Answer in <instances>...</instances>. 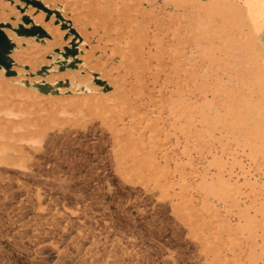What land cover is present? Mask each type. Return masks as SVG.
I'll list each match as a JSON object with an SVG mask.
<instances>
[{"label":"rangeland","instance_id":"1","mask_svg":"<svg viewBox=\"0 0 264 264\" xmlns=\"http://www.w3.org/2000/svg\"><path fill=\"white\" fill-rule=\"evenodd\" d=\"M245 3L0 0V264H264Z\"/></svg>","mask_w":264,"mask_h":264},{"label":"crops","instance_id":"2","mask_svg":"<svg viewBox=\"0 0 264 264\" xmlns=\"http://www.w3.org/2000/svg\"><path fill=\"white\" fill-rule=\"evenodd\" d=\"M245 8L249 14L252 31L264 44V0H246Z\"/></svg>","mask_w":264,"mask_h":264},{"label":"water","instance_id":"3","mask_svg":"<svg viewBox=\"0 0 264 264\" xmlns=\"http://www.w3.org/2000/svg\"><path fill=\"white\" fill-rule=\"evenodd\" d=\"M33 4L42 7V5L38 2H33ZM25 21L28 22L26 19ZM27 31L31 33H35V32L44 33V30L41 27H34V30H27ZM9 46H10L9 39L6 37L2 29H0V66L1 65H4L6 67L9 66L8 59L6 56V52Z\"/></svg>","mask_w":264,"mask_h":264},{"label":"bare ground","instance_id":"4","mask_svg":"<svg viewBox=\"0 0 264 264\" xmlns=\"http://www.w3.org/2000/svg\"><path fill=\"white\" fill-rule=\"evenodd\" d=\"M5 101H6V100H5ZM25 101H26V100H25ZM3 103H4V102H3ZM5 103H6V102H5ZM8 103H9V102H8ZM8 103H7V104H8ZM11 103H12V102H11ZM24 103H25V102H24ZM0 104H1V103H0ZM15 104H17V103L15 102ZM29 104H30V103H29ZM29 104H27V105H29ZM1 105H2V104H1ZM9 105H10V104H9ZM3 106H4V105H3ZM3 106H2V107H3ZM5 106H7V105L5 104ZM24 106H25V105H24ZM18 107H19V106H17V108H18ZM22 107H23V106H22ZM28 107H29V106H28ZM15 108H16V106H15ZM23 108H24V107H23ZM40 108H41V107H40ZM40 108L38 107V109H40ZM28 109H29V108H28ZM35 115H36V114H35ZM41 115H42V114H41ZM35 118H36V116H35ZM39 118H40V117H39ZM39 118H38V119H39ZM47 118H51V116H50V117H47ZM47 118H46V119H47ZM24 120H25V119H24ZM48 120H49V119H48ZM28 121H29V120H28ZM50 121H51V119H50ZM2 122H3V121H2ZM4 122H5V121H4ZM38 122H39V121H38ZM43 122H44V121H43ZM46 122H47V121H46ZM13 123H14V122H13ZM13 123H12V124H13ZM15 123H16V122H15ZM15 123H14V124H15ZM12 124H11V126H12ZM44 124H45V123H44ZM7 127H8V126H7ZM24 127H25V126H24ZM43 127H44V126H43ZM27 128H29V127H27ZM47 129H48V126H47ZM0 130H1V129H0ZM31 130H32V129H31ZM34 130H35V129H34ZM34 130H33V131H34ZM23 131H25V130H23ZM27 131H28V130H27ZM35 131H38V132H39V129H37V130H35ZM40 132H41V131H40ZM49 132H50V131H49ZM7 133H8V132H7ZM9 133H10V132H9ZM33 133H35V132H33ZM26 134H28V133H26ZM37 134H38V133H37ZM37 134H36V135H37ZM11 135H12V134H11ZM18 135H21V134H18ZM34 136H35V135H34ZM21 137H22V136H21ZM19 141H20V140H19ZM2 142H3V141H2ZM44 142H45V141H44ZM0 145H1V144H0ZM2 145H3V144H2ZM6 145H7V143H6ZM8 146H9V145H8ZM8 146H7V147H8ZM10 146H11V145H10ZM33 146H34V145H33ZM38 146H40V145H38ZM0 147H1V146H0ZM15 147H17V145H15ZM20 147H22V146L20 145ZM29 148H30V147H29ZM39 148H40V147H39ZM32 149H33V148H32ZM32 149H30V150H32ZM18 150H19V149H18ZM23 150H24V149H23ZM43 150H44V149H43ZM6 152H7V151H6ZM23 152H24V151H23ZM37 153H38V152H36L35 154H37ZM27 154H29V153H27ZM35 154H34V155H35ZM41 154H43V153H41ZM45 154H47V153L45 152ZM12 155H13V154H12ZM16 155H17V154H16ZM24 155H26V154H24ZM30 155H32V154H30ZM22 157H23V155H22ZM24 157H25V156H24ZM26 157H27V156H26ZM46 157H47V156H46ZM17 158L20 159L19 156H18ZM29 158H30V157H29ZM37 158L39 159V157H37ZM21 159H22V158H21ZM26 159H27V158H26ZM31 159H32V158H31ZM13 160H14V159H13ZM17 160H18V159H17ZM33 160H34V159H33ZM50 160H51V159H50ZM27 161H28V160H27ZM31 161H32V160H31ZM31 161L29 160L28 163H31ZM35 161H37V160H35ZM8 162H9V161H8ZM32 162H34V161H32ZM26 163H27V162H25V164H26ZM2 164H3V163H2ZM3 169H4V168H3ZM53 171H54V170H53ZM41 173H42V172H41ZM52 174H53V173H52ZM39 175H40V174H39ZM46 176H48V175H46ZM2 214H3V213H2ZM3 227H4V226H3ZM3 229H4V228H3ZM5 231H6V230H5ZM13 244H14V243H13ZM18 247H19V246H18ZM21 249H23V248H21ZM21 249H20V250H21ZM27 249H28V248H27ZM23 250H24V249H23ZM29 257H30V256H29ZM31 257H32V256H31ZM22 259H23V257H22ZM24 259H26V258H24ZM26 260H27V259H26ZM27 261H28V260H27Z\"/></svg>","mask_w":264,"mask_h":264}]
</instances>
